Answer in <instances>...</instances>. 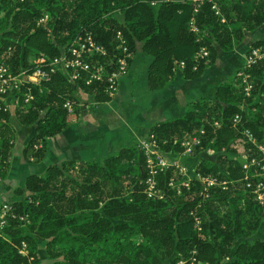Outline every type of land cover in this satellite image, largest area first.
<instances>
[{
	"label": "trees",
	"instance_id": "trees-1",
	"mask_svg": "<svg viewBox=\"0 0 264 264\" xmlns=\"http://www.w3.org/2000/svg\"><path fill=\"white\" fill-rule=\"evenodd\" d=\"M262 24L264 0H0V63L14 71L32 69V57L67 54L77 36L91 31L108 54H88L85 60L111 70L122 53L120 30L132 52L130 63L139 42L152 54L148 81L151 88H159L182 60L184 76L195 78L216 61L219 48L233 49L245 31ZM258 46L263 55L243 69L249 90L235 72L220 82L214 97L191 99L183 114L150 127L149 134L164 152L182 150L185 135L206 129L189 154L211 148L217 157L197 162L190 170L191 184L170 185L169 178L178 173L171 165L158 172L162 196L149 197L144 191L145 157L135 144L102 162L66 159L49 164L15 187L18 194L29 190L24 198L8 201L17 216L10 213L4 225L0 264L38 263L41 241L46 242L49 264H175L192 249L197 259L190 264H214L227 257L231 264H264V237L253 234L264 218V201L247 185L264 181V37L253 42L252 47ZM74 71L85 74L80 66L57 65L41 84L25 82L17 91L14 111H0V177L10 167L13 116L35 124L23 153L39 160L48 137L68 124L66 100L78 111V90L101 101L111 97L106 75L87 84L82 77L73 78ZM28 89L35 97L25 102ZM242 152L258 162L244 168L231 156ZM209 172L227 181V187L207 186L198 173ZM106 182L114 189L105 192ZM196 216L202 218L200 225ZM23 240L26 254L18 248Z\"/></svg>",
	"mask_w": 264,
	"mask_h": 264
},
{
	"label": "crops",
	"instance_id": "crops-1",
	"mask_svg": "<svg viewBox=\"0 0 264 264\" xmlns=\"http://www.w3.org/2000/svg\"><path fill=\"white\" fill-rule=\"evenodd\" d=\"M152 60V54L139 44L116 92L104 101L95 98L80 101L79 110L68 114L67 126L48 137L42 159L34 156L28 159L23 153L26 142L36 132L35 124L26 125L13 117L14 146L9 171L4 178L0 177V208L1 200L10 194L15 197V187L24 184L29 174L41 173L49 164L66 159L102 162L120 148L137 144L154 123L183 114L189 100L202 95L214 97L223 78L239 67L216 63L201 75L186 78L180 70L183 66L178 65L173 78L159 88H151L148 76ZM243 64L241 61L240 65ZM3 100L14 111L16 99L7 94ZM173 157L187 165L193 162L195 165L197 159L189 153Z\"/></svg>",
	"mask_w": 264,
	"mask_h": 264
},
{
	"label": "built area",
	"instance_id": "built-area-1",
	"mask_svg": "<svg viewBox=\"0 0 264 264\" xmlns=\"http://www.w3.org/2000/svg\"><path fill=\"white\" fill-rule=\"evenodd\" d=\"M46 17V16H45ZM43 17V19L45 18ZM118 37H120L122 41V53L118 57L116 64L111 65V70L107 69L105 64L93 65L89 61L85 60V57L88 54H100L107 55L108 49L107 47L98 42L93 33L90 31L84 35H79L75 38V40L68 47V53L62 54L61 56L54 58H47V56L41 55L35 61L36 65L32 69L24 68L19 71H14L10 68V66L6 63H0V96H2V100L5 99L7 94L12 95L16 100L17 91H19L22 85L25 82H34L36 84H41L43 80H48L51 76V73L54 72L57 65H62L65 68L68 67H76L80 66L85 71V74L82 75L77 71H74L72 74L73 78H83L87 84H91L95 80H100L105 77L108 79L109 84L108 88L111 93L114 92L118 88V83L120 77L128 71L130 58L132 56L131 50H129L128 45L125 43L122 32L118 31ZM208 53V50L203 47L201 49V54L205 55ZM263 55V51L259 47H253L250 52L247 54V66L256 62L259 57ZM181 64H185L182 60ZM47 66V67H45ZM250 84L246 85V89H249ZM24 94V101H30L35 97V94L28 89ZM4 101V100H3ZM64 106L67 107L69 113L74 111V103L71 100H66L64 102ZM1 110H9L8 104L0 103V111ZM238 117H235V120ZM217 123V121H215ZM205 132V128L202 127L199 133L191 134L183 140V145L186 147L184 152L190 153L193 145H197L202 137L198 139L197 136L203 135ZM39 146L38 144L35 145ZM264 144L261 145V148L264 150ZM139 147L142 149L144 157H145V166L148 169V175L145 179L146 189L145 192L149 197H161L162 191L159 188V184L157 179L155 178V173L159 170V168H163L167 165V161H164V158L167 157L166 154L160 149L159 144L157 142L156 136L153 133L148 134L146 137L141 138L139 140ZM183 171V170H182ZM186 172V171H185ZM184 173V172H183ZM198 176L206 183H208L209 176L202 175L198 173ZM189 177L185 178L187 182ZM207 179V180H206ZM211 180V181H210ZM209 185H212L216 179L210 177ZM217 181V180H216ZM186 183V185H189ZM170 185H175L176 182L171 180L169 182ZM247 185L255 186L251 182H248ZM208 186V185H207ZM253 191H256V188H253ZM261 195L258 194V199L260 201H264L260 199ZM11 204L5 203L2 210H0V231L4 228V225L7 221L8 215L11 213L13 216H17L15 212H11ZM20 219H25V215H18ZM3 231V229H2ZM0 237H5L4 233H0ZM27 251V243L25 240L21 242V246L19 247V251L21 253H26ZM197 250L192 249L191 255L180 257L176 264H185L187 261L191 263L195 262Z\"/></svg>",
	"mask_w": 264,
	"mask_h": 264
},
{
	"label": "rangeland",
	"instance_id": "rangeland-1",
	"mask_svg": "<svg viewBox=\"0 0 264 264\" xmlns=\"http://www.w3.org/2000/svg\"><path fill=\"white\" fill-rule=\"evenodd\" d=\"M193 28L196 29V27H193ZM261 37H264V24L260 25L259 27L255 28L253 30H247V31H245L244 39L242 40V42L240 44L236 45L233 49H231V50H223L222 48H219V53L217 55L216 61L214 63L210 64L209 66L214 65L216 63L217 64H219V63H221V64H227V63H229L230 66L233 67V68L239 66L236 69H234V71L232 73H230L226 77H224L221 82H223L226 79H228L229 76L233 75L235 72H238V74L242 77V81L245 82L246 85L247 84L248 85L250 84V81L247 79L248 78L247 77V74L243 70L247 66V63H246L247 62V58H246V56L250 52V50L253 48L252 47L253 42L256 39L261 38ZM139 44L141 45V42H139ZM259 48H261V47H259ZM32 58H33V60H36L38 57H32ZM241 61L242 62L244 61V64L243 65H240ZM178 65L179 66H184L185 64L183 65V64H181V62H179L176 65V67H175L176 69H178V67H177ZM209 66H207L206 69ZM176 69H175V72H174L173 77L176 74ZM180 70H182V69L180 68ZM250 88H251V85H250L249 89ZM116 90L114 92H112L111 96L116 92ZM77 94H78L81 102H85L86 100H89V98H95V99H97L93 93H89V92H86V91H83V90H78L77 91ZM13 117H12V119H13ZM204 133H206V129H205V132ZM147 135H145L144 137H146ZM189 135H191V134L185 135L182 138V140H181V145L183 146V149L182 150H176V151H172V152H164L163 151L166 154V156H167V157L164 158V161L166 160L168 163L163 168H159V170L155 173V178L157 179L158 184H159V181H160L158 179V172L160 170H163V169L171 166V165H175L178 168V173L179 174L177 173L175 175H172L169 178V182L171 180H173V181L176 182V184L178 183L179 186H180L182 183H185V185H186V183L188 184V182L191 181L190 179H188V181L186 182L185 181V178L186 177H190V174H191V171L190 170L193 169V167L197 164V162L201 158H207V159H211V160H215L216 159L218 152L212 151L211 148L210 149L209 148L203 149L198 154L193 155V156H196L197 157L196 164L195 165H193L194 164V162H193V163L188 164L189 165L188 166L187 163H185L183 160H181L179 158L178 159L174 158L173 157V154H179V153L183 154V153H185L184 150H185L186 147L183 145V140L186 137L188 138ZM144 137H142V138H144ZM197 137L199 139V138L202 137V135L197 136ZM135 145H137L139 147V141ZM194 147H195V145H193V148L189 152H192V150L194 149ZM231 156L239 159L241 161V163L243 164V167L244 168H247V169L250 167V164H252L254 162H258L255 157H251V159H250L249 156L245 152H242V153H231ZM262 168L264 169V165H262ZM261 174L264 175V170H263V172ZM205 176H209V180H210V177L211 178L213 177L214 179H216L217 181L215 180L216 183H214V184H222L223 187H227V181H225V180L219 181L218 178H217V176H215L212 172H209ZM209 180H208V183L206 181V185H208V186H209ZM190 184H191V182H190ZM104 188H105V192H107L108 189H110V190H113L114 189V187H112L109 182L104 183ZM253 188H256V191L255 192L253 191L255 193V197L258 198V194H260L261 195L260 199L261 200L262 199L264 200V181L263 180H259V183L256 184L255 186H253ZM145 189H146V185H145V182H144V191H145ZM14 193H15L14 194L15 197H13L12 194H10L7 199L1 200L2 202H1V208H0V210H2V208H3V206H4L5 203L10 204L8 201H10L12 199H22V198H24L25 195L29 193V190L28 189H25V191L23 193H21V194H18L15 191H14ZM195 218H196V224L197 225H200L202 223V218H200L199 216H196ZM2 229H1L0 233H3ZM253 234L255 236L257 235V236L264 237V218H263L262 223L260 224V226L256 229V231ZM20 246H21V244H19L18 248ZM27 246H28V244H27ZM39 251H40V258L38 260V263L33 262V264H49L51 262V259L48 257V252L46 250V242L45 241H41L40 242ZM24 252L28 253V248H27V251L25 250ZM26 253H24V254H26ZM185 256H188V255H185ZM176 262H175V264H176ZM231 262H232V258L231 257H227V258L220 259L218 262H216L214 264H231ZM190 263H191L190 261H187L185 264H190Z\"/></svg>",
	"mask_w": 264,
	"mask_h": 264
}]
</instances>
